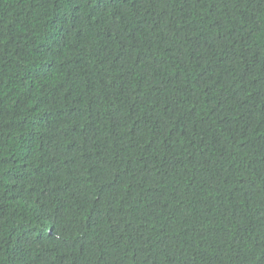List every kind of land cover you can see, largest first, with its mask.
I'll return each instance as SVG.
<instances>
[{
	"label": "trees",
	"instance_id": "trees-1",
	"mask_svg": "<svg viewBox=\"0 0 264 264\" xmlns=\"http://www.w3.org/2000/svg\"><path fill=\"white\" fill-rule=\"evenodd\" d=\"M0 264H264V0H0Z\"/></svg>",
	"mask_w": 264,
	"mask_h": 264
}]
</instances>
